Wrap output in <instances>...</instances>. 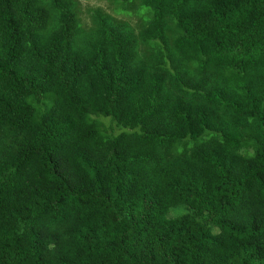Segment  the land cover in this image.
Instances as JSON below:
<instances>
[{
	"label": "trees",
	"instance_id": "trees-1",
	"mask_svg": "<svg viewBox=\"0 0 264 264\" xmlns=\"http://www.w3.org/2000/svg\"><path fill=\"white\" fill-rule=\"evenodd\" d=\"M0 0V264H264V0Z\"/></svg>",
	"mask_w": 264,
	"mask_h": 264
},
{
	"label": "rangeland",
	"instance_id": "rangeland-1",
	"mask_svg": "<svg viewBox=\"0 0 264 264\" xmlns=\"http://www.w3.org/2000/svg\"><path fill=\"white\" fill-rule=\"evenodd\" d=\"M84 3L88 4H93V5H102L104 7H106V2L103 1H99V0H82Z\"/></svg>",
	"mask_w": 264,
	"mask_h": 264
}]
</instances>
